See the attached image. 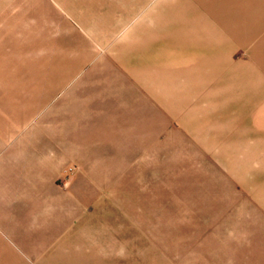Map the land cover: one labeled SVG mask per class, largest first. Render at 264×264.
<instances>
[{
	"label": "rangeland",
	"instance_id": "rangeland-1",
	"mask_svg": "<svg viewBox=\"0 0 264 264\" xmlns=\"http://www.w3.org/2000/svg\"><path fill=\"white\" fill-rule=\"evenodd\" d=\"M189 4L0 0L18 264H264V33Z\"/></svg>",
	"mask_w": 264,
	"mask_h": 264
},
{
	"label": "crops",
	"instance_id": "crops-1",
	"mask_svg": "<svg viewBox=\"0 0 264 264\" xmlns=\"http://www.w3.org/2000/svg\"><path fill=\"white\" fill-rule=\"evenodd\" d=\"M192 3L190 7L214 10L211 14L214 21L208 23L238 24L253 26L256 31L261 27L264 33V0H186ZM198 3H203L199 5ZM187 5L186 7H189ZM221 10V12H220ZM225 10H228L226 13ZM232 10V11H231ZM16 210L0 209V264H18L24 263L25 254L17 249L16 245V228L17 220L15 218ZM7 225L12 232L4 230Z\"/></svg>",
	"mask_w": 264,
	"mask_h": 264
}]
</instances>
